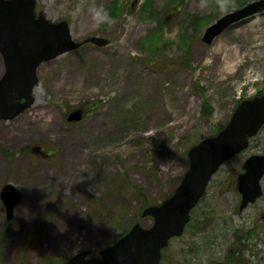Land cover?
Segmentation results:
<instances>
[{"label": "rangeland", "instance_id": "1", "mask_svg": "<svg viewBox=\"0 0 264 264\" xmlns=\"http://www.w3.org/2000/svg\"><path fill=\"white\" fill-rule=\"evenodd\" d=\"M248 1L36 0L74 39L109 43L41 63L33 103L0 119V187L22 194L6 221L0 199V264H59L97 253L128 224H151L141 211L173 191L189 146L239 98L264 93V12L200 38ZM78 107L82 118L66 121ZM263 149L264 126L213 174L161 264H264V175L262 196L243 210L235 188L243 160Z\"/></svg>", "mask_w": 264, "mask_h": 264}, {"label": "water", "instance_id": "2", "mask_svg": "<svg viewBox=\"0 0 264 264\" xmlns=\"http://www.w3.org/2000/svg\"><path fill=\"white\" fill-rule=\"evenodd\" d=\"M34 5V0H0V53L5 64L0 77L2 119L14 117L32 103L31 91L41 61L81 44L71 38L65 20L50 22L42 12L34 17ZM263 9L264 0H252L228 11L206 26L201 39L210 43L232 22ZM86 41L97 45L108 43L106 38L96 35ZM22 98L24 101H20ZM80 117L81 110L76 109L67 119ZM262 123L264 95L241 100L221 130L189 147L188 166L170 196L143 208L141 215L153 218L149 227L135 223L114 244L101 249L98 257H88L87 250H80L63 264H159L161 248L168 244L170 237L182 233L189 210L204 192L212 174L223 161L247 147L248 137L254 135ZM242 169L237 175L240 208L261 194L259 179L264 173V151L246 157ZM0 196L9 219L21 194L14 185L6 183L0 189Z\"/></svg>", "mask_w": 264, "mask_h": 264}, {"label": "trees", "instance_id": "3", "mask_svg": "<svg viewBox=\"0 0 264 264\" xmlns=\"http://www.w3.org/2000/svg\"><path fill=\"white\" fill-rule=\"evenodd\" d=\"M221 127H222V125L219 126V128H221ZM219 128H218V129H219ZM5 221H6V219H5ZM131 224H132V223H131ZM131 224H128L127 227L125 226V227L122 229V231L117 235L116 238H118L119 236H121L122 234H124V233L126 232V230L129 228V226H130ZM111 243H113V241H112ZM108 244H110V243H108ZM108 244H106V245H108ZM64 260H65V259H64ZM64 260H63V261H64ZM63 261H62V262H63Z\"/></svg>", "mask_w": 264, "mask_h": 264}, {"label": "flooded vegetation", "instance_id": "4", "mask_svg": "<svg viewBox=\"0 0 264 264\" xmlns=\"http://www.w3.org/2000/svg\"><path fill=\"white\" fill-rule=\"evenodd\" d=\"M263 216H264V211L260 214V217H263ZM237 237H240V236L237 235Z\"/></svg>", "mask_w": 264, "mask_h": 264}]
</instances>
